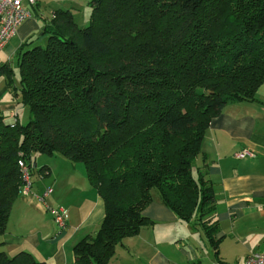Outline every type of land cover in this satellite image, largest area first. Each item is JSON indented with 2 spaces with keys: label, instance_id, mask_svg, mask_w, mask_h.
Instances as JSON below:
<instances>
[{
  "label": "trees",
  "instance_id": "1",
  "mask_svg": "<svg viewBox=\"0 0 264 264\" xmlns=\"http://www.w3.org/2000/svg\"><path fill=\"white\" fill-rule=\"evenodd\" d=\"M80 26L56 9L16 49L0 76L27 108L0 113V235L30 177L47 176L36 156L80 166L104 204L93 235L72 248L73 264H108L126 237L153 223V194L213 240L217 223L204 166L191 170L209 120L254 101L264 83V0H88ZM16 74V75H15ZM216 247V245H215ZM0 264H46L27 251Z\"/></svg>",
  "mask_w": 264,
  "mask_h": 264
},
{
  "label": "crops",
  "instance_id": "2",
  "mask_svg": "<svg viewBox=\"0 0 264 264\" xmlns=\"http://www.w3.org/2000/svg\"><path fill=\"white\" fill-rule=\"evenodd\" d=\"M46 1L35 0L33 7H27L31 16L0 49L5 56L2 63L13 66L19 44L49 20L50 16L41 12ZM53 1L60 5L51 12L73 11V0ZM4 91L9 94L6 85ZM255 98L229 104L209 120L194 161L195 168L206 169L215 199L213 212L205 218L217 223L213 240L193 221H180L153 194L142 211L153 223L124 238L108 264H242L248 254L264 253V83L256 89ZM13 101L16 106L7 103L0 108L5 122L14 113L18 117L20 106ZM243 148L254 155L235 158L234 152ZM37 157L49 167V173L43 177L35 173L29 193L20 194L13 202L6 230L0 235V251L8 256L27 251L46 264H73L72 248L97 230L104 216L103 200L80 166L73 167L59 156H36L35 164ZM46 188L51 191L39 198ZM49 207L66 209L68 217L62 228L54 223Z\"/></svg>",
  "mask_w": 264,
  "mask_h": 264
},
{
  "label": "built area",
  "instance_id": "3",
  "mask_svg": "<svg viewBox=\"0 0 264 264\" xmlns=\"http://www.w3.org/2000/svg\"><path fill=\"white\" fill-rule=\"evenodd\" d=\"M35 0H0V49L10 40L15 34L17 27L28 17L30 12L27 7H33ZM15 113L12 115L14 116ZM235 158L252 157L254 153L248 149H241L234 152ZM23 176L24 183L20 187V194H28L30 190V177L28 169L23 162H18ZM51 191L50 188H46L43 195L39 198H43L44 195ZM49 213L52 216L54 223L62 228L67 220V211L64 208H48ZM220 264V263H215ZM242 264H264V253L253 252L248 254Z\"/></svg>",
  "mask_w": 264,
  "mask_h": 264
},
{
  "label": "rangeland",
  "instance_id": "4",
  "mask_svg": "<svg viewBox=\"0 0 264 264\" xmlns=\"http://www.w3.org/2000/svg\"><path fill=\"white\" fill-rule=\"evenodd\" d=\"M88 0H73V15L76 21L79 23L80 26H84L88 22V17H89V6L87 5ZM60 5L59 2H55L53 0H47L44 4H42L41 7V12L44 13V16H51V8H54L55 6ZM42 20V18H41ZM16 37L15 39H17ZM13 39V43L16 41ZM19 40V39H18ZM11 42V43H12ZM1 52V51H0ZM5 56L0 53V64L4 61L3 58ZM12 69L15 71V63L13 62V66H11ZM16 75V74H15ZM5 87V80L3 76H0V108L2 105L11 103L15 105V102L11 100L9 94L4 91L3 89ZM16 106V105H15ZM19 112H18V118L21 123H25L27 119V108L23 107L22 105L19 104ZM8 113H10V110H8ZM60 158V157H59ZM66 160V159H65ZM67 161V160H66ZM37 167L41 165V159L40 157H37L36 159ZM195 166L194 164L191 167L192 172L194 173ZM209 248V247H207Z\"/></svg>",
  "mask_w": 264,
  "mask_h": 264
}]
</instances>
